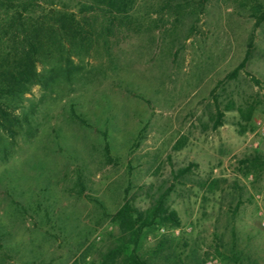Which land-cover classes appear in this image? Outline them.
<instances>
[{
    "label": "rangeland",
    "instance_id": "1",
    "mask_svg": "<svg viewBox=\"0 0 264 264\" xmlns=\"http://www.w3.org/2000/svg\"><path fill=\"white\" fill-rule=\"evenodd\" d=\"M241 1L208 0L178 27L165 12L154 28L164 0H137L141 33L120 35L109 58H83L73 84L46 96L32 89L25 99L31 127L15 140L0 133V226L7 233L0 264H86L117 234L106 214L125 199L145 209L167 189L181 225L160 228L143 245L154 255L157 242L168 240L159 264H264V228L252 198L264 190V174L255 182L239 164L264 153V23L254 30ZM252 33L247 71L260 85L243 72L225 80ZM215 98L256 104L253 131L239 133L236 111L212 130ZM72 106L91 128L72 119ZM101 132L113 161L104 157ZM78 176L81 196L66 190ZM220 242L228 260L215 253Z\"/></svg>",
    "mask_w": 264,
    "mask_h": 264
},
{
    "label": "trees",
    "instance_id": "2",
    "mask_svg": "<svg viewBox=\"0 0 264 264\" xmlns=\"http://www.w3.org/2000/svg\"><path fill=\"white\" fill-rule=\"evenodd\" d=\"M207 1L164 0L156 10L158 18L154 28L163 24L165 12L173 18L174 27H178L185 18L202 11ZM239 6L254 20V30L264 23L262 1L242 0ZM144 18L137 15V0H0V133L15 140L27 131L26 127H31L33 110L25 108V99L33 88H39L46 96L64 85L73 84L84 73L80 62L83 58L91 53L109 58L120 35L139 34L144 30L141 22ZM252 54L253 33L242 60L226 75L225 80H235L241 72L250 76L247 65ZM250 80L260 85L256 78L250 76ZM255 110L254 103L236 105L229 100L222 105L215 98L211 129L216 130L223 125L226 112L236 111L240 119L239 133L253 131ZM70 111L74 121L92 127L74 106ZM141 131L136 136L134 147L142 137ZM101 134L104 138V157L113 161L107 136L105 132ZM185 142L184 138L177 141L173 149H182ZM239 164L243 175L253 174L255 182H258L264 174V153L255 150L239 160ZM192 167L189 164L181 168L178 175H185ZM73 187L66 190H75L78 196L83 195L81 176ZM169 191L159 193L145 209L125 199L113 214H106L117 234L113 236L111 246L86 264H159L156 256L163 253L168 240L162 238L157 242L154 255L145 253L143 245L149 235L160 228L177 229L181 225L178 213L168 204ZM6 241L7 233L0 226V253ZM235 246L233 241L232 250ZM222 247L221 242L217 244L215 253L221 260H228L220 251ZM87 253L82 256L83 262L88 257ZM197 264H203V261L197 260Z\"/></svg>",
    "mask_w": 264,
    "mask_h": 264
},
{
    "label": "built area",
    "instance_id": "3",
    "mask_svg": "<svg viewBox=\"0 0 264 264\" xmlns=\"http://www.w3.org/2000/svg\"><path fill=\"white\" fill-rule=\"evenodd\" d=\"M251 178V176H250ZM253 200L255 203L258 204L259 209H260V212H259V215L261 216V221H260V225L262 228H264V215H263V210H262V203L264 202V190L262 192H256L253 194L252 196ZM207 264H211V262H208Z\"/></svg>",
    "mask_w": 264,
    "mask_h": 264
}]
</instances>
